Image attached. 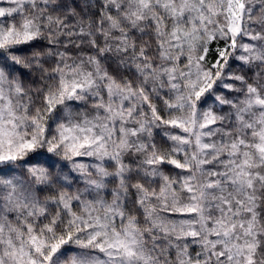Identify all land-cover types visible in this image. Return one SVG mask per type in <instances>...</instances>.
I'll use <instances>...</instances> for the list:
<instances>
[{
  "label": "snow or ice",
  "instance_id": "1",
  "mask_svg": "<svg viewBox=\"0 0 264 264\" xmlns=\"http://www.w3.org/2000/svg\"><path fill=\"white\" fill-rule=\"evenodd\" d=\"M0 264H264V0H0Z\"/></svg>",
  "mask_w": 264,
  "mask_h": 264
}]
</instances>
